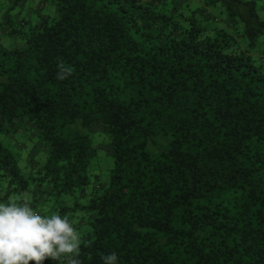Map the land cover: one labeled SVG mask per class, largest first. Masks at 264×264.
<instances>
[{
  "label": "trees",
  "instance_id": "1",
  "mask_svg": "<svg viewBox=\"0 0 264 264\" xmlns=\"http://www.w3.org/2000/svg\"><path fill=\"white\" fill-rule=\"evenodd\" d=\"M24 196L82 264H264L256 0H0V199Z\"/></svg>",
  "mask_w": 264,
  "mask_h": 264
},
{
  "label": "clouds",
  "instance_id": "2",
  "mask_svg": "<svg viewBox=\"0 0 264 264\" xmlns=\"http://www.w3.org/2000/svg\"><path fill=\"white\" fill-rule=\"evenodd\" d=\"M81 241L75 221L67 215L42 212L28 196L0 199V264H43L48 258L82 264ZM101 259L103 264H118L114 252Z\"/></svg>",
  "mask_w": 264,
  "mask_h": 264
},
{
  "label": "rangeland",
  "instance_id": "3",
  "mask_svg": "<svg viewBox=\"0 0 264 264\" xmlns=\"http://www.w3.org/2000/svg\"><path fill=\"white\" fill-rule=\"evenodd\" d=\"M256 2H257L258 12H259L260 16L262 18H264V0H256ZM19 133H21V134L18 136ZM16 136H18L22 140H25L26 145H27L26 149L32 148V144L33 145L37 144V142H36L37 139H36L35 135L30 133L26 127L22 126V128H20V131H18L16 134H13L9 138H7L6 142H9V140H11V138H15ZM103 168H104L106 174H108L107 168L106 167H103Z\"/></svg>",
  "mask_w": 264,
  "mask_h": 264
}]
</instances>
